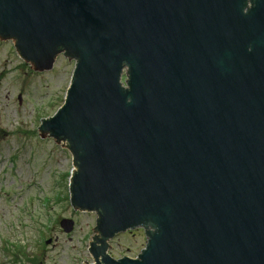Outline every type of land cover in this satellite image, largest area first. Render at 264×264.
Returning <instances> with one entry per match:
<instances>
[{
  "label": "water",
  "instance_id": "1",
  "mask_svg": "<svg viewBox=\"0 0 264 264\" xmlns=\"http://www.w3.org/2000/svg\"><path fill=\"white\" fill-rule=\"evenodd\" d=\"M242 11L243 0H0V39L35 70L75 60L38 131L72 154L73 208L98 215L93 264H264V0ZM139 228L136 258L108 253Z\"/></svg>",
  "mask_w": 264,
  "mask_h": 264
},
{
  "label": "rangeland",
  "instance_id": "2",
  "mask_svg": "<svg viewBox=\"0 0 264 264\" xmlns=\"http://www.w3.org/2000/svg\"><path fill=\"white\" fill-rule=\"evenodd\" d=\"M74 67L60 53L50 70L37 71L0 39V264L94 263L88 247L98 215L73 208L72 154L38 131L41 118L63 104ZM63 218L74 222L70 233L59 225ZM111 244L114 258H136L145 230L120 233Z\"/></svg>",
  "mask_w": 264,
  "mask_h": 264
},
{
  "label": "flooded vegetation",
  "instance_id": "3",
  "mask_svg": "<svg viewBox=\"0 0 264 264\" xmlns=\"http://www.w3.org/2000/svg\"><path fill=\"white\" fill-rule=\"evenodd\" d=\"M257 0H243V11L242 14H248L251 9L256 7ZM264 15V14H263ZM250 49V46H249Z\"/></svg>",
  "mask_w": 264,
  "mask_h": 264
}]
</instances>
